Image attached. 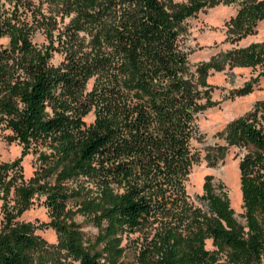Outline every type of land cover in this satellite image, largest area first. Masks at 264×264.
<instances>
[{
	"label": "trees",
	"instance_id": "obj_1",
	"mask_svg": "<svg viewBox=\"0 0 264 264\" xmlns=\"http://www.w3.org/2000/svg\"><path fill=\"white\" fill-rule=\"evenodd\" d=\"M24 1L0 0V37L7 38L0 125L21 145L18 159L0 165V264H120L122 243L134 235L135 264H264V132L255 117L233 121L226 137L248 150L238 165L243 225L209 176L200 206L184 188L198 161L192 142L205 107L204 80L182 45L184 20L213 1L243 0H72L57 67L49 63L52 42L31 41ZM243 5L229 25L238 37L264 17V0ZM215 61L264 64V52L247 48ZM34 148L48 153L38 151V179L27 186L19 164ZM36 194L45 197L55 246L16 221ZM75 215L95 235L86 237Z\"/></svg>",
	"mask_w": 264,
	"mask_h": 264
},
{
	"label": "rangeland",
	"instance_id": "obj_2",
	"mask_svg": "<svg viewBox=\"0 0 264 264\" xmlns=\"http://www.w3.org/2000/svg\"><path fill=\"white\" fill-rule=\"evenodd\" d=\"M259 1L262 0H243L241 3L238 1L230 4L213 1L184 20L186 33L182 38V45L188 53L192 72L196 78L203 79L205 83L203 90L205 107L196 116L197 137L192 142L198 161L191 167L184 182L185 193L194 206H200L197 199L202 194L201 186L204 178L209 176L214 186L222 187L233 212V218L240 225H243L244 221L238 165L248 150L230 144L226 137L229 133V125L241 117H255L264 132V64L218 65L215 57L227 52L235 55L236 52L247 48L264 52V46L263 49L258 47L264 43V17L256 20L252 33L241 37H238L235 29L229 26L230 20L244 6L243 4ZM24 2L29 3L26 5L29 6L26 14L32 24L31 41L37 46H45L52 42L56 51H52L49 63L52 67H57L63 60L60 46L66 40L65 32L75 16L72 0H25ZM76 38L84 39V43L88 40V36L82 30L76 32ZM6 44L7 38L0 37V46ZM90 85L91 81L87 83V89ZM92 120L91 113L83 118L86 125ZM38 151L48 153L45 148H37L29 150L20 160L22 181L27 186L38 179L35 178L39 175ZM20 152L21 145L0 125V165L18 159ZM45 181L50 180L45 179ZM87 186L91 187L89 183ZM44 200L43 195H34L29 207L20 213L16 221L30 224L35 236L46 245L55 246L56 234L48 226L50 217L44 206ZM7 201L9 206L14 205L11 196ZM71 206L72 204H69V207ZM1 220L0 209V227ZM74 222L86 237L95 235L96 230L85 222L82 216L75 215ZM134 237L135 235L130 236V241H123L124 252L119 259L120 264H135L132 242ZM204 247L207 251L214 250L210 240L205 241ZM222 259L219 264H228Z\"/></svg>",
	"mask_w": 264,
	"mask_h": 264
}]
</instances>
